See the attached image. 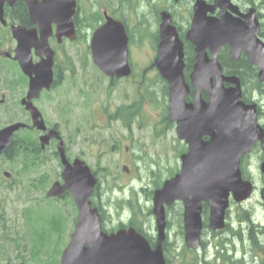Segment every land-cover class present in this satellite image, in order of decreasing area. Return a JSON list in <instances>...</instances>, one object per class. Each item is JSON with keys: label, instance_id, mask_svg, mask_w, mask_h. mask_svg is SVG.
<instances>
[{"label": "flooded vegetation", "instance_id": "obj_1", "mask_svg": "<svg viewBox=\"0 0 264 264\" xmlns=\"http://www.w3.org/2000/svg\"><path fill=\"white\" fill-rule=\"evenodd\" d=\"M40 1L37 0V2ZM197 6L201 10H198ZM202 9H207V12ZM195 13L203 15L202 21L209 25L211 32L227 33L228 39L233 41L231 45L224 44L220 47L216 60L221 66L222 75L237 80L242 102L246 106H253L256 120L263 131V141L256 142L250 153L241 158L240 168L242 177L254 185V192L264 204V172L260 171L264 164V75L260 78L258 66L250 62L242 46L243 40L250 36H255L264 43V0H75V13L72 17L74 33L58 32L57 24L54 23L50 25L51 32H48L43 25L44 34L47 33L45 44L40 41V27L31 19L28 7L23 0L3 4V22L0 21V102L2 101L3 108L0 116L4 122L9 123L7 125L12 123L25 125L14 135L15 142L10 146L11 152L19 150L22 156H26L27 153L33 154V162L28 163L27 169L39 171L41 167L48 166L53 161L58 169L62 170L64 165L59 159V149H63L66 160L72 164L76 158H81V155L73 152L72 148L79 147V144L84 142L83 128H77L69 134L61 130V119L68 118L72 114V103L75 99L70 92L73 89L70 87L65 94L59 91L63 89L65 82L79 84V76H76V72H80L87 76L88 81L82 84L85 91L89 92L97 86L100 92L104 79L108 87V90L104 92L111 95L116 91L119 83L133 80L134 87L121 95L122 102L119 100L118 105L97 101L99 122L96 134L97 187L100 212L110 217L112 208H114L115 216L117 212L122 213L124 208H127L128 215L131 213V217L126 224L130 227L137 225V222L141 223L133 214L131 206L134 201L138 208L141 207V200L149 202L148 194H146L149 193L146 170L152 167L150 163L155 168L163 170L168 167L169 159L166 156L170 150L178 154L179 162L181 156L187 151L186 143L176 137L175 122L169 118L168 84L160 75L156 64L159 57L158 47L162 41L161 30L171 28L182 43V72L189 88L185 102L192 104L194 86L191 85L190 74L196 62V52L194 45L187 41L186 34ZM108 22L119 24L123 28L127 47L126 60L130 69L127 76H108L94 63L91 49L93 33ZM20 41L23 43H19ZM74 44H77L79 48L76 51H72ZM112 45L113 36L105 34L100 40V47L107 52L106 57H113L112 55L115 54ZM19 46L23 48L21 55H17ZM206 52L211 58L210 52L208 50ZM233 55L236 56L233 57ZM20 60V63L27 68V74L20 67ZM90 71L97 73L96 79L92 80ZM204 79L209 82V86L217 83V75L213 71ZM31 84L34 85L31 87ZM223 86L232 88L234 84L223 82ZM29 90L36 92V96L29 97ZM15 93L17 94L15 99L9 97V94ZM79 95L81 103L88 100V95L83 89H79ZM201 97L206 100L207 94L201 92ZM22 101L30 102L36 108L37 121L41 120L44 123L45 131L37 130L32 126L31 114L22 105ZM12 105L18 106L19 112ZM70 130L69 126L67 131ZM50 131L57 135L52 134L47 144L42 147L41 136ZM170 136L174 137L171 140L172 146L164 147L163 143V149L153 151L152 155H146L156 147L159 140ZM89 139H87L88 144H93L94 142ZM203 139L206 140V138ZM75 153L76 155H73ZM100 153L116 156L117 159H120L122 154L125 155V164L118 163V167L120 173L129 176L130 179L127 184L119 185L118 191L128 189L133 196L102 200L108 192L105 182L100 180V170L106 168L100 165ZM42 159L45 160L43 165ZM127 162H129L128 165H126ZM19 165L24 167L25 163ZM132 171L136 173L133 176ZM4 172L10 174L8 178L10 179L12 169L8 168ZM37 190L38 186L33 189V192ZM252 200L253 198L245 204L251 203ZM262 202L259 203L260 206ZM203 207L208 209L206 205ZM236 207L237 205L232 204L231 209ZM170 208L171 210H168ZM182 209V204L179 202L166 208L168 226L173 224V231L180 239L177 245H174L175 248L183 245V235L177 233L175 222V218L178 219V217L181 222V216L183 221ZM246 211H251L250 214L252 213L253 216L252 209L246 208ZM261 211H263L262 207ZM169 217H174L175 223L169 222ZM249 223L257 229L256 232L264 236V227L257 228L252 222ZM240 224L239 222V226ZM140 228L139 230L146 235L150 244H153L156 237L154 231L150 233L143 225ZM249 231L247 242L252 244L250 233H253V230L249 229ZM224 232L233 233L229 229V224L221 232L207 230L204 226L203 242L199 249L206 251L207 245L210 244L206 238L207 235L214 240ZM231 245L233 243L228 240L224 248H231Z\"/></svg>", "mask_w": 264, "mask_h": 264}, {"label": "water", "instance_id": "obj_2", "mask_svg": "<svg viewBox=\"0 0 264 264\" xmlns=\"http://www.w3.org/2000/svg\"><path fill=\"white\" fill-rule=\"evenodd\" d=\"M14 1L16 0H0V19L3 3ZM23 1L29 8L31 19L40 27V41L43 44L47 37L43 25L48 32H51L50 25L54 23L57 24L58 32L73 33L71 20L74 16V0ZM198 27L203 28L201 25ZM105 34L113 36L112 50L115 52L113 57H106L107 52L100 47V40ZM164 34L169 37L173 34L174 37L164 40L159 48L160 56L156 64L161 75L169 83L170 119L176 121L178 138L185 141L188 151L181 157V172L166 181L162 188L154 193L153 214L158 233L155 250H152L146 240L133 230H119L110 235L102 233L98 212L96 209H91L89 201L96 179L85 163L76 160L73 165H69L62 155L65 166L61 174L63 184H53L47 196L60 197L65 192H70L77 208L78 218L74 233L62 252L60 264H165L160 245L164 239V206L169 207L176 201L183 203L185 240L188 247H195L202 227V202L210 206L209 227L213 230H221L224 227L229 195L235 202H242L251 194L252 187L248 182L241 180L238 165L240 156L248 153L253 143L262 138V131L256 125L254 115L247 112V108L237 101L240 97L238 88L227 90L223 88L221 82L217 83L216 88L206 89L210 93L208 103L200 100L198 92L204 75L201 66H206L205 47L212 48V44L215 43L217 51L219 46L225 43V35L217 32V35L212 37L210 32H200L190 33L187 36V40L196 44L198 52L197 70L191 75L192 84L196 86L197 104L192 108L184 103L187 86L181 74V44L175 38L173 31ZM14 36L16 37L15 32ZM248 46L252 54L251 62L264 60V52L262 59L260 52H254L253 41H249ZM22 49V46L18 47L17 55H21ZM91 49L95 65L104 70L106 75L117 77L128 75V67L125 64L126 38L122 26L108 22L104 27L96 30L91 40ZM216 51H213V55ZM211 63L214 64L218 74L220 68L214 57ZM257 64L263 66V61ZM20 67L26 73L27 68L22 63ZM222 80L225 78L223 77ZM33 85L31 84V87ZM35 93L31 91L29 97L36 96ZM26 109L30 111L34 125L38 129L45 130L42 121H37L35 109L30 104H27ZM19 127L20 125L17 124L0 131V154L10 144L12 133ZM212 129H215L216 133H212ZM52 134L57 135L48 132L41 138L42 146ZM202 136H210V140L203 142Z\"/></svg>", "mask_w": 264, "mask_h": 264}, {"label": "rangeland", "instance_id": "obj_3", "mask_svg": "<svg viewBox=\"0 0 264 264\" xmlns=\"http://www.w3.org/2000/svg\"><path fill=\"white\" fill-rule=\"evenodd\" d=\"M145 46V44H144ZM77 44L72 45V51L78 50ZM137 73V71H136ZM90 74L92 75V80L96 79V72L90 71ZM76 76H79L78 83L79 84H67L65 82L63 89L61 88L59 91L65 94V92L70 87L73 89V91H70L73 93L75 99L74 103H72V114L68 118H62V125L61 130L69 134V132L76 131L77 128L81 129L84 133L82 134V140H84L83 143L79 144V147H73V152H77L79 155H81V158L88 164V166L93 170L96 168L97 165V153H96V134H97V123L98 117V106L97 101L105 104V103H115L118 105L119 100L122 102L123 96H121L124 92L132 89L134 87V81H128L124 82L122 84H118V87L116 88L115 92H112L111 95L105 93L104 91L108 90L106 80H102L101 86H100V92L99 88L96 86L94 89H90L89 92L84 90V86L82 85L87 80V76L83 73L76 72ZM98 77V75H97ZM79 89H83L86 95H88V100L86 102L81 103V97L79 95ZM74 90H77L76 92ZM9 97L15 99L17 97V94H9ZM14 103V102H12ZM18 112V106L12 105ZM151 115H154V113L149 112ZM148 113V114H149ZM4 120L0 116V127L3 125ZM65 125V126H64ZM67 126V127H66ZM70 126L71 130L67 131L68 127ZM90 138L91 142H94L93 144H88L87 139ZM173 136H170L167 139L159 140L156 147H154L153 150L146 153V155H152L153 151H157L158 149H163V143L164 147H170L172 146L171 140L173 139ZM78 141V139H77ZM79 142V141H78ZM160 145V148L158 146ZM148 151V149H146ZM145 152V150H144ZM73 155H76L73 154ZM167 159H169V163H172L175 161L174 154H167ZM125 155L122 154L120 159H117L116 156H109L105 154L100 153V163L102 166L110 167V173L108 175H105L104 173L102 176L105 179H102V181L105 182L106 186L112 188L111 195L118 197V198H128L129 195L133 196V193H129L128 189L126 191H116L113 182H118V184H127L129 176L122 175L120 173V170L116 168V165L118 163L125 164ZM15 163L6 162L3 160H0V167L8 168L11 167L12 173L14 175L15 171L18 172L17 165H14ZM129 162L126 163L128 165ZM177 167V165H173L169 167V172H174ZM2 168V170H5ZM0 170V264H19V257H23L29 264H52V262L55 260L56 253L54 254L52 252L53 249H60V246L65 243L67 244L70 234L73 231V219H75L76 216V210L74 205L72 204L69 196H65L64 198L60 199V202L56 203L54 205L47 203L46 201H42L43 197L45 198L46 193L43 192V189L48 188L54 181L57 180V177L59 176V169L55 162L51 161V164L48 166L41 167L40 170L37 172L39 177L48 176L46 182L42 185L41 182H39L38 190L34 191L30 188L28 177L29 175L23 176L21 178V183L19 186L16 185V183L13 182L14 175L9 181H5L2 179V175ZM37 173H32L33 177L37 175ZM28 174V173H27ZM163 179L167 177L165 169L162 171ZM17 176V175H16ZM115 176V177H114ZM105 186V188H106ZM110 195V193H108ZM43 196V197H42ZM258 195H255L251 203L244 205V208L252 209L253 217L251 219L254 220L253 225L257 228L264 227V204L262 202V199L260 197H257ZM261 203V207L263 208V211H261V208L257 206V204ZM38 210L36 214H33L29 212L28 210ZM44 209H48L49 213L45 214V217H49L50 213L56 212V210H59L64 215V223L65 228L63 229L60 236H56V230L52 233H49V239L48 237L46 240V245L40 252L38 259L36 261H33L31 257H29L26 252L23 250H20L19 247L17 248L16 245H21L22 243H25L27 248H30V245H34L35 240L33 237V232L38 231L34 229L33 226H36L34 222H38L39 220H42L39 224V229L42 227V229L46 228V226L49 224V219H38V212H41ZM145 211L147 209L143 208ZM240 210H244L241 208H232L230 213V218L228 220L229 223V229L232 230L234 233L230 234L227 232H224L220 237H217L214 239V243H226V241L230 240L231 243H233V251L231 253H228V257L230 255H234L235 259H238V257H241L243 250H248L249 244L247 242L248 233L250 230H253L252 232L256 235V230L253 226L249 223H241L239 226V221L237 219V215L240 212ZM251 212V211H250ZM111 219L109 222H107V227H114L116 222L114 219L115 211L114 208L111 210ZM51 214V216H52ZM252 214V213H251ZM127 215L124 213V216ZM242 215V214H241ZM241 215L239 217H241ZM50 216V218H51ZM244 220L246 221L248 217L245 215L243 216ZM142 221H145L146 219H143L141 217ZM149 220V219H148ZM173 223H175L173 221ZM4 226V228L2 227ZM44 231V230H43ZM71 232V233H70ZM174 232V231H173ZM23 234L24 241H19L18 236L20 234ZM70 233V234H69ZM252 234V235H254ZM7 236V238H4V236ZM174 233L170 234L171 241L176 240V237L174 236ZM241 236V239L239 237ZM57 238L59 239L57 241ZM207 240L211 241L212 239L207 235ZM61 246V250L65 247ZM169 247V246H168ZM180 250V249H179ZM215 253L216 248L214 245H207L206 251H204L205 256L207 255V260L213 262L214 264H222L219 262V260L215 259ZM167 254V251H166ZM203 252L198 251L197 256L200 258ZM187 255V254H185ZM261 256L264 258V251L261 253ZM59 258V255H58ZM169 261L171 263L175 262L174 253L172 251H169L168 254ZM245 258L249 259V254L245 255ZM237 261V260H236ZM247 264V263H245Z\"/></svg>", "mask_w": 264, "mask_h": 264}, {"label": "trees", "instance_id": "obj_4", "mask_svg": "<svg viewBox=\"0 0 264 264\" xmlns=\"http://www.w3.org/2000/svg\"><path fill=\"white\" fill-rule=\"evenodd\" d=\"M6 153H8L7 155H10L9 154V152H11L12 151V147H8L7 149H6ZM8 158V157H7ZM25 168H26V166H25ZM98 187L96 186L95 187V190H94V196L95 197H97L98 198ZM95 205V204H94ZM177 220V221H176ZM249 221V220H248ZM50 223H51V226H52V229L53 230H56V236H59V235H61L59 232H60V230H59V228H61V222L59 221V218H53V219H51L50 221H49ZM175 222H176V228H178V225H179V217H178V219L177 218H175ZM37 235H38V240H39V246L41 247L42 245H45V242L43 241L44 239H46V237H42V236H45L46 234L45 233H37ZM49 235V234H48ZM47 235V236H48ZM48 238H49V236H48ZM59 239L57 238V241H58ZM252 240L255 242V241H257V238L256 239H254V238H252ZM253 242V243H254ZM38 245H33V249L31 250V252L33 251V253H36L37 255H39V253H40V247L39 248H36ZM36 249V250H35ZM164 249V252L166 253V251H167V248L166 247H164L163 248ZM55 252L54 253H58L59 252V250L58 249H55L54 250ZM167 263L168 264H170V262L169 261H167ZM52 264H57V261L55 260V261H53L52 262ZM231 264H245V262H244V260H237V261H232L231 262ZM248 264H250V263H248ZM262 264H264V262L262 263Z\"/></svg>", "mask_w": 264, "mask_h": 264}, {"label": "bare ground", "instance_id": "obj_5", "mask_svg": "<svg viewBox=\"0 0 264 264\" xmlns=\"http://www.w3.org/2000/svg\"><path fill=\"white\" fill-rule=\"evenodd\" d=\"M246 221H248V219Z\"/></svg>", "mask_w": 264, "mask_h": 264}]
</instances>
